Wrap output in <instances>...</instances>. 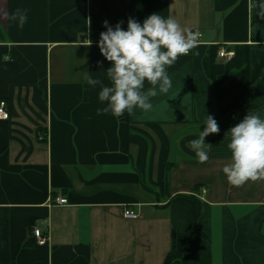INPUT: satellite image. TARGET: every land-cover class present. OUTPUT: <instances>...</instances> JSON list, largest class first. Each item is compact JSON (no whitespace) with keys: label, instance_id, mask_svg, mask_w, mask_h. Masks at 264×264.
<instances>
[{"label":"crops","instance_id":"crops-1","mask_svg":"<svg viewBox=\"0 0 264 264\" xmlns=\"http://www.w3.org/2000/svg\"><path fill=\"white\" fill-rule=\"evenodd\" d=\"M17 8L22 29L0 20V264H166L180 248L176 264H264V180L236 187L222 171L230 128L264 117V19L248 0H0ZM154 13L200 31L198 47L150 110L97 115L101 85L85 75L110 84L104 22ZM207 115L220 131L198 163Z\"/></svg>","mask_w":264,"mask_h":264},{"label":"clouds","instance_id":"clouds-1","mask_svg":"<svg viewBox=\"0 0 264 264\" xmlns=\"http://www.w3.org/2000/svg\"><path fill=\"white\" fill-rule=\"evenodd\" d=\"M248 7L264 19V0H248ZM27 11L17 8L11 14L3 12L0 20L15 22L22 29L27 23ZM122 24L123 21L112 27L105 21L106 31L100 33L98 42L101 55L111 62L106 72L110 84L102 85L99 79L85 75L90 86L101 85L98 98L106 106L98 108L97 115L111 113L119 118L125 112L131 115L136 109L150 110L151 98L167 94L172 87L167 68L180 56L196 49L201 36L198 31L182 27L174 17L165 18L155 13L142 23L130 17L127 30ZM145 81L151 85L146 91ZM203 124L206 127L199 132V138L190 141L198 163L209 159L206 148L210 144L205 143V138L220 131L211 115H207ZM228 132L230 162L222 169L228 183L241 187L249 181L264 180V117L250 112Z\"/></svg>","mask_w":264,"mask_h":264},{"label":"built area","instance_id":"built-area-1","mask_svg":"<svg viewBox=\"0 0 264 264\" xmlns=\"http://www.w3.org/2000/svg\"><path fill=\"white\" fill-rule=\"evenodd\" d=\"M193 31H198V30H193ZM200 32V31H198ZM200 40L202 38V33L200 32ZM199 40V42H200ZM220 57L225 59V60H230L234 57L235 53L234 52H228L225 50H221L219 53ZM9 113L6 109V102L5 101H0V120H7L9 119ZM68 203V199L66 198H58L57 199V204H66ZM125 216L127 218H137L139 215L130 209L125 211ZM33 235L36 238V241L39 245H46L48 243V235L44 233V230L40 226H34L33 228Z\"/></svg>","mask_w":264,"mask_h":264},{"label":"trees","instance_id":"trees-1","mask_svg":"<svg viewBox=\"0 0 264 264\" xmlns=\"http://www.w3.org/2000/svg\"><path fill=\"white\" fill-rule=\"evenodd\" d=\"M185 251L184 248H180L175 252H171L169 253V255L166 258V264H176L179 263L181 258H182V254Z\"/></svg>","mask_w":264,"mask_h":264}]
</instances>
